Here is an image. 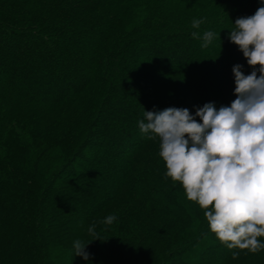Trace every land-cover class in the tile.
<instances>
[{
    "label": "trees",
    "instance_id": "16d2710c",
    "mask_svg": "<svg viewBox=\"0 0 264 264\" xmlns=\"http://www.w3.org/2000/svg\"><path fill=\"white\" fill-rule=\"evenodd\" d=\"M261 6L0 0V264H264V249L217 239L138 126L145 111L230 106L233 66L253 69L228 35ZM194 31L217 35L204 48Z\"/></svg>",
    "mask_w": 264,
    "mask_h": 264
},
{
    "label": "clouds",
    "instance_id": "9594fccd",
    "mask_svg": "<svg viewBox=\"0 0 264 264\" xmlns=\"http://www.w3.org/2000/svg\"><path fill=\"white\" fill-rule=\"evenodd\" d=\"M202 23L193 19L191 26L199 29ZM191 35L207 48L217 34L205 31L201 37L194 31ZM228 39L253 69L245 75L243 65L233 66L236 98L230 106L217 109L208 102L194 115L177 107L145 111L138 126L148 139H159L166 176L180 182L186 198L205 210L217 239L230 250L256 253L264 249L258 239L264 237V6L237 18ZM115 220V215H108L102 223L111 225ZM87 232L96 237L91 241L101 239L95 224ZM90 242L76 240L75 256L89 260ZM239 254L233 251V259Z\"/></svg>",
    "mask_w": 264,
    "mask_h": 264
},
{
    "label": "rangeland",
    "instance_id": "374dc122",
    "mask_svg": "<svg viewBox=\"0 0 264 264\" xmlns=\"http://www.w3.org/2000/svg\"><path fill=\"white\" fill-rule=\"evenodd\" d=\"M182 76H184V75H182Z\"/></svg>",
    "mask_w": 264,
    "mask_h": 264
}]
</instances>
